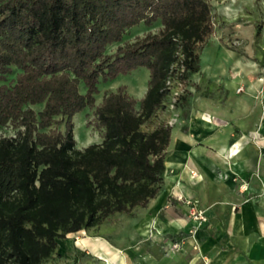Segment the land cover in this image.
<instances>
[{"label":"trees","instance_id":"16d2710c","mask_svg":"<svg viewBox=\"0 0 264 264\" xmlns=\"http://www.w3.org/2000/svg\"><path fill=\"white\" fill-rule=\"evenodd\" d=\"M212 18L209 0H0V128L15 130L0 136V264H42L58 240L159 194L172 126L141 127L162 107L168 80L185 84L199 71ZM156 21L157 32L106 53ZM142 66L139 101L120 86L95 106L100 77ZM13 68L14 81L1 82ZM86 107L102 141L78 149L73 116Z\"/></svg>","mask_w":264,"mask_h":264},{"label":"crops","instance_id":"0c3cea01","mask_svg":"<svg viewBox=\"0 0 264 264\" xmlns=\"http://www.w3.org/2000/svg\"><path fill=\"white\" fill-rule=\"evenodd\" d=\"M240 1L238 7H253L255 0ZM248 14L251 18L241 22L254 27L259 19L264 32V0ZM261 42L259 58H252L248 50L226 49L210 36L199 54L200 69L193 73L201 81L190 84L197 89L189 90L181 124L171 128L162 188L147 206L133 210L144 212V218L122 232L118 245L94 226L75 233L76 242L68 236L58 240V254L75 258V249H84L97 259L91 264H264V33ZM239 184L246 190L239 191ZM179 194L193 200L207 221L183 252L157 261L146 248L148 225L186 233L194 224L188 207L176 200Z\"/></svg>","mask_w":264,"mask_h":264},{"label":"rangeland","instance_id":"374dc122","mask_svg":"<svg viewBox=\"0 0 264 264\" xmlns=\"http://www.w3.org/2000/svg\"><path fill=\"white\" fill-rule=\"evenodd\" d=\"M212 5V14H213V22H214V33L211 35V38L214 40L220 41V43L226 49H232L236 52L244 54L245 50H248L250 54H252V58H259L260 51H262L261 44H262V24L259 19H256L255 22L257 23L254 27L249 26L248 24H244L241 22V19H249L252 15L248 14L250 10L255 8H259V4L261 0H255L254 6L249 7L248 5L242 4V6L238 7V3L241 1L236 0H209ZM243 2V1H242ZM238 7V8H237ZM216 10V11H215ZM224 14L225 20L220 18V13ZM161 28L160 22L156 21L151 25L147 26L144 23H140L129 30L123 35L122 40L120 43H114L109 45L106 48V53L112 54L115 52L117 45L123 44L124 42H132L136 37H140L145 35L148 32H157ZM19 72L18 69L13 68V71L7 75V79L4 82L6 84H11L16 74ZM149 79V70L146 67H138L129 73H121L111 79H103L99 78L97 82V92L94 93L95 98V106L99 105L102 101L103 94L107 91H116L118 87L125 86L127 92L136 100H140L146 91L147 83ZM195 80L201 81L200 77L196 74H193L189 77L187 83H182L177 79L172 80L171 84V92L170 94L165 97L162 107L152 116L144 125L143 129L146 132H149L153 129V127L159 125L160 123L166 122L169 120L170 117L177 115L178 117V124H181V118L183 117V110L187 108L186 103L183 101V98L186 97L188 94V90H194L193 84ZM203 85V83H202ZM212 84L208 85V88L211 89ZM80 92L82 94L86 93V88L83 84L79 85ZM174 92L179 93L178 100L175 104V108L171 111L167 110V106L169 102L172 101V97ZM42 105L34 106L35 109L39 110ZM93 110L88 107L78 111L73 116V126H74V136H75V145L76 148L80 149L82 147H86L91 144L98 143L99 139H101V135L97 130L92 127L93 121ZM90 122V125L87 124ZM62 127V126H61ZM15 130L10 126H6L0 128V136H12ZM89 140H91L89 142ZM87 143V144H86ZM86 144V145H85ZM85 145V146H83ZM240 185V184H239ZM238 185V190L239 189ZM264 192L262 191V194ZM146 214L144 212H140L136 210L133 212L132 215H125V214H115L114 216L106 219L103 223L95 226L94 231L98 232V234L103 235L104 238L108 240L111 245H118L117 238L122 237V232L124 231H132L134 229V224L138 219L144 218ZM189 217V216H188ZM188 219V218H187ZM189 221L194 222L192 227L188 232H183L181 229H177L178 231H173L172 233L162 231V229H158L156 224H150L147 227V240L146 248L151 253V255L159 261L162 257H169L171 255H177L183 252V248L186 246V242L190 239L193 235L194 231L197 227H199V223L193 220L192 218L188 219ZM92 229H84L83 231H90ZM83 232V234H84ZM120 232V234L118 233ZM154 233V234H153ZM155 233L159 234V236L155 235ZM80 237H85L86 234L82 235L79 234ZM68 238L73 239L75 242L78 240L77 236L74 234L68 235ZM194 245H192L193 248ZM187 248V247H185ZM194 249V248H193ZM59 249L55 251V253L48 258L42 264H91L97 259H93L91 255H87L84 249H75V258L73 256L66 257L61 254H58ZM185 250V249H184ZM198 251L199 248L197 247L195 251ZM232 251H236L232 249ZM187 252V251H186ZM185 252V253H186ZM186 255V259L189 258L188 254ZM188 257V258H187ZM98 261H101L98 259ZM99 263V262H98ZM101 264V263H99ZM111 264H116L111 262ZM244 264H253L250 260L244 262Z\"/></svg>","mask_w":264,"mask_h":264},{"label":"built area","instance_id":"2783aa9c","mask_svg":"<svg viewBox=\"0 0 264 264\" xmlns=\"http://www.w3.org/2000/svg\"><path fill=\"white\" fill-rule=\"evenodd\" d=\"M174 79H177V77H174V78L167 81L168 93L166 96H168L169 94H170V96L172 95V93H170V92H171L172 80H174ZM178 97H179V93L174 92L173 97H172V101L169 102L168 105H166L167 110L171 111L175 108V104L178 100ZM177 121H178V117H177V115H174V116L169 118V120L167 121V124L170 126H173L177 123ZM239 189H240V191H245L246 187L244 186V184H240ZM263 192H264V190H263ZM175 198L178 202H180V203H182L188 207L189 218H192L193 220H195L199 224H202V223L207 221V216L205 215L204 211L199 209L193 200H191V199H189V198H187L181 194L176 195Z\"/></svg>","mask_w":264,"mask_h":264}]
</instances>
